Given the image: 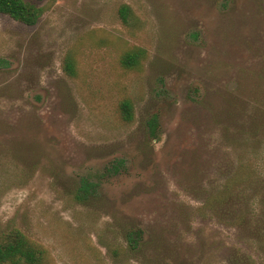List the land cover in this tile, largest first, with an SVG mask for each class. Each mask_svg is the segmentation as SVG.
I'll use <instances>...</instances> for the list:
<instances>
[{"label":"rangeland","instance_id":"obj_1","mask_svg":"<svg viewBox=\"0 0 264 264\" xmlns=\"http://www.w3.org/2000/svg\"><path fill=\"white\" fill-rule=\"evenodd\" d=\"M26 2L35 26L0 16V235L50 264H264V194L222 196L228 168L264 179V142L225 140V107L264 99V0Z\"/></svg>","mask_w":264,"mask_h":264},{"label":"trees","instance_id":"obj_2","mask_svg":"<svg viewBox=\"0 0 264 264\" xmlns=\"http://www.w3.org/2000/svg\"><path fill=\"white\" fill-rule=\"evenodd\" d=\"M43 13V9L26 2V0H0V16L8 15L13 20L28 26H35ZM119 14L125 25L129 24L132 20L133 12L129 6H122ZM145 57L146 52L143 49L137 48L127 52L123 56L121 64L124 68L129 70L137 69ZM3 65L4 61L0 60V67ZM65 71L70 77L75 78L77 76L76 61L71 56H68L66 59ZM261 101L257 111L253 112V114H249L245 108H237L235 104L236 100L230 103V106L233 109L236 108V111L232 112L225 107V119L230 118L231 125L234 127V130L225 128V140L228 143H238L242 147L248 142L251 144L257 142L262 144L264 142V99H261ZM120 110L124 122L132 123L134 121V106L130 101H124L121 104ZM247 115H251L250 118ZM245 118L249 119H246V122H244ZM157 128L158 120H150L148 123V130L151 138L156 136ZM233 131L234 133H231ZM242 169L248 171L245 166L236 169L235 173L233 172V168H228V171L225 172V192L222 195L225 200L233 196V191L236 188H254L257 192L264 194V179L250 172L239 173ZM94 187V184L87 181L84 182L80 187L77 198L80 201L87 200L91 196V191L94 190ZM219 198L217 196L215 197V199ZM127 239L132 247L138 245V241L133 234L128 235ZM50 263V255L47 249L30 239L22 231L14 229L0 235V264Z\"/></svg>","mask_w":264,"mask_h":264}]
</instances>
